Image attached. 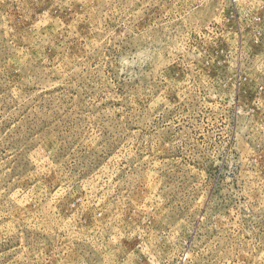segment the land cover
Instances as JSON below:
<instances>
[{"label":"rangeland","instance_id":"rangeland-1","mask_svg":"<svg viewBox=\"0 0 264 264\" xmlns=\"http://www.w3.org/2000/svg\"><path fill=\"white\" fill-rule=\"evenodd\" d=\"M0 264H264V0H0Z\"/></svg>","mask_w":264,"mask_h":264}]
</instances>
